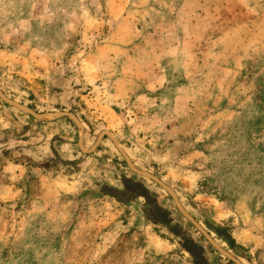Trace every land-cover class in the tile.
<instances>
[{
  "label": "rangeland",
  "instance_id": "obj_1",
  "mask_svg": "<svg viewBox=\"0 0 264 264\" xmlns=\"http://www.w3.org/2000/svg\"><path fill=\"white\" fill-rule=\"evenodd\" d=\"M0 88L264 264V0H0ZM78 139L0 99V264H236Z\"/></svg>",
  "mask_w": 264,
  "mask_h": 264
},
{
  "label": "water",
  "instance_id": "obj_2",
  "mask_svg": "<svg viewBox=\"0 0 264 264\" xmlns=\"http://www.w3.org/2000/svg\"><path fill=\"white\" fill-rule=\"evenodd\" d=\"M0 99H2L4 102L10 104L11 106H14L21 112L33 117L37 122H42V121H51L55 120L57 118L61 117H70L73 119V121L76 123L78 129H79V139H78V145L79 148L81 149L82 152L85 153H90L93 152L94 150L97 149L98 145L101 143L103 138L107 136L115 145V147L119 150L121 155L124 157L125 162L127 163L128 167L135 173L144 176L146 178L151 179L155 183H157L161 188H163L172 198V201L178 211L186 218L188 219L202 234L203 236L212 244L214 248H216L220 253L228 257L230 260L235 262L236 264H246L243 262L241 259H239L237 256H235L233 253L229 252L226 250L214 237L213 235L209 232L199 220L195 218V216L185 207L183 202L181 201L177 191L174 189L173 186L170 184L166 183L162 178H160L157 174L142 169L137 164L131 159L129 154L125 151L119 140L115 137V135L107 130L103 129L101 130L98 135L96 136V141L94 145L91 148H88L85 145L84 142V134H85V127L83 122L79 119V117L72 111H57L54 113H40L33 109L32 107L23 104L17 100H14L10 98L1 88H0ZM235 252H237V249L235 248ZM238 254H241L238 252Z\"/></svg>",
  "mask_w": 264,
  "mask_h": 264
},
{
  "label": "trees",
  "instance_id": "obj_3",
  "mask_svg": "<svg viewBox=\"0 0 264 264\" xmlns=\"http://www.w3.org/2000/svg\"><path fill=\"white\" fill-rule=\"evenodd\" d=\"M153 207L158 213H162L164 215H168L167 212L162 211V208L156 202L154 203ZM217 231H218L219 234L223 235L224 238L229 239V241H231V242L233 241L232 238H230L231 236H228V235L224 234V232H223L224 230H222V228H217Z\"/></svg>",
  "mask_w": 264,
  "mask_h": 264
}]
</instances>
